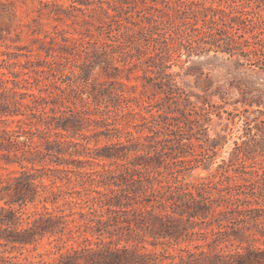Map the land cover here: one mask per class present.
I'll return each mask as SVG.
<instances>
[{"label":"trees","instance_id":"obj_1","mask_svg":"<svg viewBox=\"0 0 264 264\" xmlns=\"http://www.w3.org/2000/svg\"><path fill=\"white\" fill-rule=\"evenodd\" d=\"M103 3L110 6L70 0L71 12L84 16L92 6L108 19L106 27L45 49L33 75L26 65L0 63L12 76L0 71L1 158L19 167L0 185V264H23L11 252L35 250L44 237L48 247L27 264H264V112L256 108L260 114L249 120L246 107L223 109L231 118L245 116L244 138L215 173L185 181V174L210 165L226 141L207 134L222 106L206 95L191 100L167 71L183 54L186 62L213 51L264 74V0H116L113 14ZM139 70L140 96L126 95L116 79L130 80ZM32 83L38 93L29 91ZM259 85H238L242 96L235 102L264 104ZM200 86L210 89L207 82ZM215 94L224 100L227 91L218 86ZM122 120L126 127H118ZM121 134L124 141L96 146L101 136ZM44 168L62 182L56 190L43 184ZM59 199L68 212L48 210L45 204ZM27 203L44 204L22 216Z\"/></svg>","mask_w":264,"mask_h":264},{"label":"rangeland","instance_id":"obj_2","mask_svg":"<svg viewBox=\"0 0 264 264\" xmlns=\"http://www.w3.org/2000/svg\"><path fill=\"white\" fill-rule=\"evenodd\" d=\"M5 3L4 8L6 12L0 16V63L7 65L9 63H17L26 65L29 67L30 74L33 75L34 69H40L42 61L46 58L45 49L53 46L58 48L62 44L66 43L63 39H79L81 36H84L87 39L89 36L86 35H95L100 29H97L99 25L106 27L108 19L100 14L99 11L92 9V6L86 9V14L83 16L79 11L71 12L69 10L70 0H55L59 7L57 6H45L40 3L39 0H0ZM51 2L52 0H43ZM116 0H109L110 6L103 3V7L108 10L110 14H113L112 6ZM95 3L93 6L95 8ZM52 9H57L60 12V18L53 13ZM49 11V12H48ZM71 13V16L67 17L65 13ZM84 19L88 22L85 23ZM102 40L109 41L106 38V34L100 36ZM116 43L111 49L112 57H116L119 53ZM39 46L44 48L38 50ZM110 50V49H109ZM184 51V49H182ZM104 56V55H103ZM2 59L5 61L2 62ZM103 59V58H102ZM180 61H174L170 68L167 69L171 73V76L176 81V84L182 87L189 95L191 100H197L198 97L206 95L211 103L222 106L219 108L221 111V118H218L215 114H212V120L209 124V130L207 134L209 136H214L215 133H219L225 136V143L218 150V153L215 155L213 162L204 167H198L192 170L190 173L185 174V181H197L202 177H206L216 172L217 164L221 163L222 160H228L229 153L233 147L234 141L240 142L244 138L242 136V127L244 124V115L240 114L239 116H228L227 112H224L223 109L227 111H232L237 113L243 108H247L249 115V120L258 114V111H254L256 108H259L264 112V104L257 106L253 104L251 106L243 105L241 102H235L237 99H241V93L238 90V85L242 89H252L254 87L260 86L259 84H264V74L260 73L257 67L248 68L246 65L238 66L235 58H228L226 54L216 53L209 51L208 53L201 54H191L188 60L185 62V55L183 54L180 57ZM101 64H104V61H101ZM113 65H118L116 61L112 62ZM11 69L14 71H19L21 69L20 65H12ZM0 71L6 73L5 77H12L9 74L8 69L0 68ZM99 68H95V72H98ZM100 74V73H99ZM135 74H141V71H136L130 75V80L126 78H117L116 80L121 81L123 84L122 88L124 93L131 97H139L141 90V80L135 79ZM98 79L100 81L108 80L109 82L112 79H106V77L99 75ZM209 83L210 89L204 92L200 85L204 83ZM8 85H12L11 82ZM28 85V84H27ZM136 86L134 89L130 86ZM118 86V83L117 85ZM220 87L221 90L227 91L224 100H221L217 94L210 95L216 87ZM29 91L38 93V86L34 83L31 86H27ZM149 95V93H148ZM150 101H154L160 97V95L150 96ZM142 99L147 100L146 95L142 96ZM141 99V100H142ZM143 101V100H142ZM134 112L138 111L139 108L132 103ZM218 109V108H217ZM142 114L148 115L145 112ZM262 115V114H261ZM98 118V117H97ZM139 114H136L133 122L137 123ZM252 120V119H251ZM124 120L121 121V124L118 127H126ZM13 123H8L7 128H13ZM97 130H105L104 127H98ZM89 134V131L85 132ZM142 133H147V130L144 129ZM125 136L121 134L118 138H112L107 140L103 136L99 138L97 147L101 146L105 142L109 141H124ZM95 140L90 138L88 146L93 148ZM0 151V181L1 184H5V181L10 180L14 174L15 170H19L18 165L16 164H7L5 160L1 158ZM83 158V157H81ZM49 166V165H47ZM99 166H93V169H99ZM33 172V170H31ZM42 182L47 187H51L56 190V185H61L62 182L53 174L52 171H49L47 168H44ZM61 187V186H60ZM3 202L0 201V205ZM44 203H27L24 205L20 211L23 212L22 216L32 214L42 210V205ZM48 210L64 209L65 212H68L66 205H63V199H59L54 206L50 203L45 204ZM15 208L18 206L15 205ZM77 208H75L76 210ZM25 223V222H24ZM48 239L44 237L42 241L37 245L35 250L28 251L22 249V253L19 254L17 250H13L11 254L19 256L22 263H28L29 260H36L32 256L37 253H43L48 247ZM147 247H150L147 245ZM24 257H27V260H23Z\"/></svg>","mask_w":264,"mask_h":264}]
</instances>
